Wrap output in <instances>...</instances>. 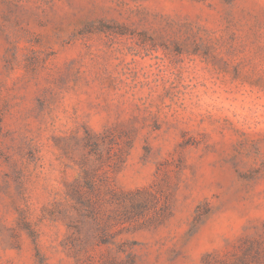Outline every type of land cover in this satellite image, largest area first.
Returning a JSON list of instances; mask_svg holds the SVG:
<instances>
[{
  "label": "rangeland",
  "instance_id": "1",
  "mask_svg": "<svg viewBox=\"0 0 264 264\" xmlns=\"http://www.w3.org/2000/svg\"><path fill=\"white\" fill-rule=\"evenodd\" d=\"M0 264H264V0H0Z\"/></svg>",
  "mask_w": 264,
  "mask_h": 264
}]
</instances>
